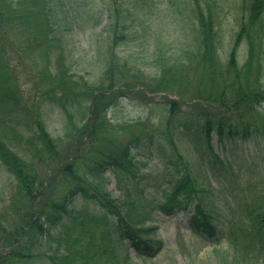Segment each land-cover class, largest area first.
I'll return each mask as SVG.
<instances>
[{
  "label": "trees",
  "instance_id": "obj_1",
  "mask_svg": "<svg viewBox=\"0 0 264 264\" xmlns=\"http://www.w3.org/2000/svg\"><path fill=\"white\" fill-rule=\"evenodd\" d=\"M104 1L112 6L108 25L115 47L126 39L123 23L130 14L120 0ZM244 1L245 15L232 32L224 62L216 51L214 16L196 5L191 47L153 57L150 76L119 64L111 52L93 84L65 66L53 0H0V163L16 182L10 207L20 213L11 220L0 212V264H129L121 250L125 244L139 256L154 257L162 243L147 225L152 210L172 215L193 200L192 233L214 237L200 188L189 173L170 182L159 201H148L140 187L132 150L152 140L148 118L121 135L106 114L126 93L139 94L146 105L153 103L148 93H163L159 127L167 136L172 130L208 145L213 135L218 141H244L264 133L262 62L255 49L263 34L264 0ZM243 43L246 57L239 65ZM179 101L190 104V111H182ZM45 107L64 117L61 142L47 130ZM108 172L119 198L107 189ZM78 200L93 210H74ZM247 217L252 229L246 238L263 241L264 206Z\"/></svg>",
  "mask_w": 264,
  "mask_h": 264
},
{
  "label": "rangeland",
  "instance_id": "obj_2",
  "mask_svg": "<svg viewBox=\"0 0 264 264\" xmlns=\"http://www.w3.org/2000/svg\"><path fill=\"white\" fill-rule=\"evenodd\" d=\"M108 3L104 0H53L52 5L56 38L61 43L65 66L75 77H83L93 84L101 77L104 61L111 52L119 58V64L150 76L154 73L153 57L178 54L191 47L192 13L197 6L214 16L218 34L216 51L224 62L232 32L245 15L244 0H120L117 3L122 4L130 16L123 23L126 39L112 47V30L108 25L112 6ZM258 43L255 49L261 53L264 83V25ZM246 48L247 44L243 43L238 49L239 65L245 60ZM163 95L148 93L146 96L153 103L146 105L147 101L139 94L126 93L117 106L107 111L106 119L115 133L128 135L134 130L131 125L148 118L145 128L152 132V140L132 150L139 168L137 180L149 196L148 201L162 199L170 182L189 173L200 188L202 209L210 216L215 235L209 238L192 233L190 218L196 202L193 200L185 210L172 215H164L156 208L152 210V220L147 225L154 229V239L162 243L156 256H139L127 244L123 245L122 253L128 257L129 264H264V239L249 241L246 238L252 229L247 217L249 211L264 206V133L253 134L244 141H218L213 135L208 145L191 136L181 138L172 130L167 136L159 127L162 108L160 110L158 105ZM179 102L182 111H190V104ZM42 112L51 137L63 141L62 113L48 107ZM1 165L0 212L3 211L7 219L15 220L20 213L11 209L10 201L16 182ZM105 176L109 193L119 198L115 177L110 172ZM73 205L76 211L93 210L92 204L81 200Z\"/></svg>",
  "mask_w": 264,
  "mask_h": 264
}]
</instances>
